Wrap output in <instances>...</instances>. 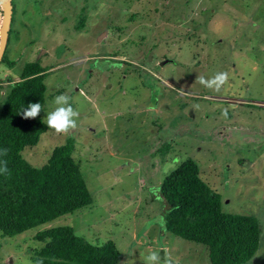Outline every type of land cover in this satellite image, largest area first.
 Returning a JSON list of instances; mask_svg holds the SVG:
<instances>
[{"label":"rangeland","instance_id":"1","mask_svg":"<svg viewBox=\"0 0 264 264\" xmlns=\"http://www.w3.org/2000/svg\"><path fill=\"white\" fill-rule=\"evenodd\" d=\"M14 3L0 116L12 88L6 81L40 62L44 122L60 95L79 116L75 129H53L25 153L41 168L55 148L74 142L94 202L0 238V264H33L39 230L65 226L95 245L114 241L120 264H147L152 252L161 264L166 256L173 264H211L204 246L163 229L159 187L188 159L221 195L223 212L259 219L261 245L249 264H264V0ZM223 72L229 78L219 91L198 79Z\"/></svg>","mask_w":264,"mask_h":264},{"label":"trees","instance_id":"2","mask_svg":"<svg viewBox=\"0 0 264 264\" xmlns=\"http://www.w3.org/2000/svg\"><path fill=\"white\" fill-rule=\"evenodd\" d=\"M12 1L9 36L16 13ZM3 14L0 9V18ZM20 77L16 82L6 81L12 88L0 116V150L8 149L0 161L7 160L9 169V174H0L3 239L38 230L94 202L81 163L73 157L74 142L55 148L41 168L29 161L33 157L25 151L36 147L41 136L53 129L42 118L47 101L46 69L38 61L28 63ZM31 103H40L41 112L35 118H25L23 113ZM158 196L164 202L163 229L204 246L211 264H249L259 251V219L223 212L221 195L203 180L200 166L193 159L183 162L162 182ZM34 240L41 245L33 250V264H120L123 260L114 241L95 245L69 226L39 230Z\"/></svg>","mask_w":264,"mask_h":264},{"label":"clouds","instance_id":"3","mask_svg":"<svg viewBox=\"0 0 264 264\" xmlns=\"http://www.w3.org/2000/svg\"><path fill=\"white\" fill-rule=\"evenodd\" d=\"M228 73H217L211 79H204L199 77L200 83L204 84L208 88L215 89L217 91L223 87L228 81ZM55 104L58 107L47 114V125L49 128L54 129L57 133H67L70 129H75L77 127L76 117L79 116L78 111H75L69 104V97L67 95H60L55 98ZM41 112L40 103H31L24 111L25 118H35ZM8 149L0 150V156H7ZM7 160L0 161V174H9V169L7 166ZM147 264H161V257L158 252H152L146 257ZM163 264H173L172 258L166 256L163 260Z\"/></svg>","mask_w":264,"mask_h":264},{"label":"water","instance_id":"4","mask_svg":"<svg viewBox=\"0 0 264 264\" xmlns=\"http://www.w3.org/2000/svg\"><path fill=\"white\" fill-rule=\"evenodd\" d=\"M0 4L3 6V10H4L3 25L0 30V40H1L0 64H1L9 41V32H10L11 20L13 15V1L0 0Z\"/></svg>","mask_w":264,"mask_h":264}]
</instances>
